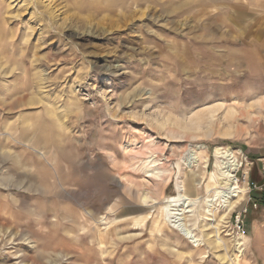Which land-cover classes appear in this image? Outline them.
<instances>
[{
    "label": "rangeland",
    "instance_id": "rangeland-1",
    "mask_svg": "<svg viewBox=\"0 0 264 264\" xmlns=\"http://www.w3.org/2000/svg\"><path fill=\"white\" fill-rule=\"evenodd\" d=\"M245 156L264 0H0V264H264Z\"/></svg>",
    "mask_w": 264,
    "mask_h": 264
},
{
    "label": "bare ground",
    "instance_id": "bare-ground-1",
    "mask_svg": "<svg viewBox=\"0 0 264 264\" xmlns=\"http://www.w3.org/2000/svg\"><path fill=\"white\" fill-rule=\"evenodd\" d=\"M223 156H225V157H232L233 154L232 153L229 154L228 152H226ZM224 167L227 168L226 166H224ZM233 171H237V168H234ZM229 172L230 171H226V172L223 173L224 176H227V178L230 179V181L227 180L224 183L225 186L227 187V190L229 191V192H227L226 197L224 196V198H225L224 199V204H226V205H224V208H226L228 210V213H230L231 211H233L234 208L236 207V204L243 199V196H245V189H241L238 184H235L234 183L235 186L232 184L233 180H231V179H233V176L230 175ZM184 191H186V188H184ZM215 194H216V197L215 198H217L218 195L220 196L221 193L215 192ZM215 194H214V196H215ZM234 198H238V200L237 201H234L233 200ZM178 201L179 202H183L184 205L187 204L188 207H189V206H191L190 204L192 203V201H194V199L193 200H190V198L187 197L186 195L179 194L178 200L176 199L175 202H178ZM196 201H198V200H196ZM213 201H214V199H212L210 202L213 203ZM210 207L213 208L214 205H211ZM206 220L208 222H213V223L217 222L216 219H212V218H207ZM190 232H191L190 230L189 231L187 230V233L188 234H190Z\"/></svg>",
    "mask_w": 264,
    "mask_h": 264
},
{
    "label": "built area",
    "instance_id": "built-area-1",
    "mask_svg": "<svg viewBox=\"0 0 264 264\" xmlns=\"http://www.w3.org/2000/svg\"><path fill=\"white\" fill-rule=\"evenodd\" d=\"M255 161L257 163H261V173H262V176H263V179H264V158H261V159H255ZM254 160L250 159L248 156H245V166H246V172H245V180L249 177V174H250V171L252 169V167L254 166V163H255ZM248 188H249V191L252 193L253 191H257L261 194V198L263 200V203H264V181L262 184H255V183H248ZM255 208L258 207L257 204H254L253 205ZM240 219H241V215H239L237 217V223H240ZM244 233V231H243ZM244 235V234H243Z\"/></svg>",
    "mask_w": 264,
    "mask_h": 264
},
{
    "label": "trees",
    "instance_id": "trees-1",
    "mask_svg": "<svg viewBox=\"0 0 264 264\" xmlns=\"http://www.w3.org/2000/svg\"><path fill=\"white\" fill-rule=\"evenodd\" d=\"M253 180H254V176H253ZM263 181H264V179L263 180H261V184L263 183ZM253 183H254V181H253ZM259 194V193H258ZM259 196H260V198H261V194H259ZM256 199V198H255Z\"/></svg>",
    "mask_w": 264,
    "mask_h": 264
}]
</instances>
